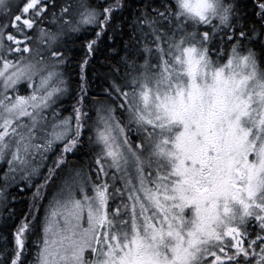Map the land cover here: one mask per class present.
Returning a JSON list of instances; mask_svg holds the SVG:
<instances>
[{"label": "snow or ice", "instance_id": "snow-or-ice-1", "mask_svg": "<svg viewBox=\"0 0 264 264\" xmlns=\"http://www.w3.org/2000/svg\"><path fill=\"white\" fill-rule=\"evenodd\" d=\"M0 264H264V0H0Z\"/></svg>", "mask_w": 264, "mask_h": 264}, {"label": "trees", "instance_id": "trees-1", "mask_svg": "<svg viewBox=\"0 0 264 264\" xmlns=\"http://www.w3.org/2000/svg\"><path fill=\"white\" fill-rule=\"evenodd\" d=\"M71 111V109L69 108V109H67L66 111H65V115H68V113ZM15 194V193H14ZM23 197H24V199H25V201L27 200V197L30 195V193L29 192H26V193H23V194H21ZM26 206V204L25 203H18V207H21V208H23V207H25Z\"/></svg>", "mask_w": 264, "mask_h": 264}]
</instances>
